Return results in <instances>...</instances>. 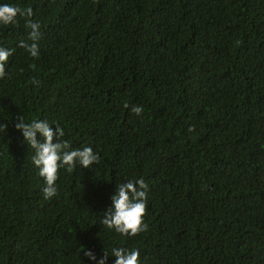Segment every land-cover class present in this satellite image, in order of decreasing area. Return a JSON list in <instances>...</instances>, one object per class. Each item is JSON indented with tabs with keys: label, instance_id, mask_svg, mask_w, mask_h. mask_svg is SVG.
Returning a JSON list of instances; mask_svg holds the SVG:
<instances>
[{
	"label": "trees",
	"instance_id": "16d2710c",
	"mask_svg": "<svg viewBox=\"0 0 264 264\" xmlns=\"http://www.w3.org/2000/svg\"><path fill=\"white\" fill-rule=\"evenodd\" d=\"M3 2L31 8L40 39L31 57L16 46L25 18L0 26L15 49L0 78V264L112 247L140 264H264V0ZM16 116L59 124L99 163L59 169L45 199ZM138 178L148 229L122 237L103 210Z\"/></svg>",
	"mask_w": 264,
	"mask_h": 264
},
{
	"label": "clouds",
	"instance_id": "9594fccd",
	"mask_svg": "<svg viewBox=\"0 0 264 264\" xmlns=\"http://www.w3.org/2000/svg\"><path fill=\"white\" fill-rule=\"evenodd\" d=\"M31 8L22 9L15 3L0 0V26H16L17 17L25 18V27L29 29L27 39H20L16 46L25 49L31 57L39 55L38 41L40 39V23L31 19ZM14 48L0 46V78L5 76V68ZM132 111L140 114L142 108L134 106ZM47 119H31L26 122L23 116H16L13 127L19 131L23 142L33 150L32 165L38 175L44 180L42 189L45 199H50L57 193L56 181L58 170L72 172L78 164L81 168H90L98 164L100 156L91 146L73 148L69 141L61 139L65 131L59 124L55 130ZM8 127L0 124V130ZM39 134L42 141L37 139ZM54 138L56 142H54ZM148 185L143 178L130 179L115 187L110 204L103 210L102 224L122 237L135 236L148 229L144 222ZM114 257L112 264H140V250L137 248L112 247L100 256L92 249H83L82 264H106L107 258Z\"/></svg>",
	"mask_w": 264,
	"mask_h": 264
}]
</instances>
